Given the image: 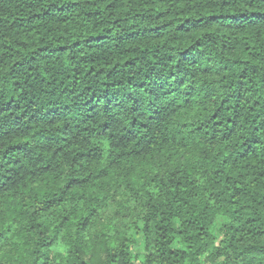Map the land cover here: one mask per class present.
Wrapping results in <instances>:
<instances>
[{
    "label": "trees",
    "instance_id": "obj_1",
    "mask_svg": "<svg viewBox=\"0 0 264 264\" xmlns=\"http://www.w3.org/2000/svg\"><path fill=\"white\" fill-rule=\"evenodd\" d=\"M0 264H264V0H0Z\"/></svg>",
    "mask_w": 264,
    "mask_h": 264
}]
</instances>
